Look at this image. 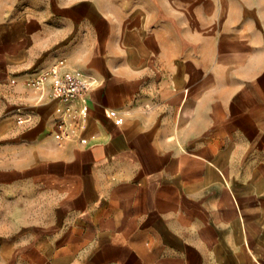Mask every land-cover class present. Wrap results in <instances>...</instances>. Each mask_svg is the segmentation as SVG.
<instances>
[{
    "label": "crops",
    "instance_id": "1",
    "mask_svg": "<svg viewBox=\"0 0 264 264\" xmlns=\"http://www.w3.org/2000/svg\"><path fill=\"white\" fill-rule=\"evenodd\" d=\"M5 203L0 264H264V0H0Z\"/></svg>",
    "mask_w": 264,
    "mask_h": 264
},
{
    "label": "built area",
    "instance_id": "2",
    "mask_svg": "<svg viewBox=\"0 0 264 264\" xmlns=\"http://www.w3.org/2000/svg\"><path fill=\"white\" fill-rule=\"evenodd\" d=\"M66 63L59 60L48 71L39 74L36 79L28 83L29 87L39 93V101L57 100L65 106V113L72 122L61 121L56 125L58 139L67 140L66 134L76 130L82 114L73 109V103L85 100L95 81L88 79L78 70H65ZM21 123V121H19Z\"/></svg>",
    "mask_w": 264,
    "mask_h": 264
},
{
    "label": "rangeland",
    "instance_id": "3",
    "mask_svg": "<svg viewBox=\"0 0 264 264\" xmlns=\"http://www.w3.org/2000/svg\"><path fill=\"white\" fill-rule=\"evenodd\" d=\"M10 203H5L3 204V209L0 208V220H2V218L4 219V223H6L7 221L10 222V220L13 217V211L9 208L10 207ZM25 217L28 216V212L24 213ZM5 229L7 228L6 226L4 227Z\"/></svg>",
    "mask_w": 264,
    "mask_h": 264
}]
</instances>
